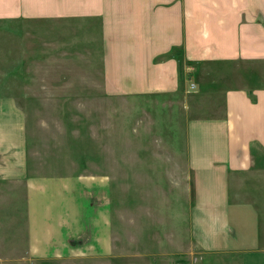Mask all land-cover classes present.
Instances as JSON below:
<instances>
[{"label": "rangeland", "instance_id": "obj_1", "mask_svg": "<svg viewBox=\"0 0 264 264\" xmlns=\"http://www.w3.org/2000/svg\"><path fill=\"white\" fill-rule=\"evenodd\" d=\"M99 33L98 24L82 19L0 17V97H13L21 105L15 109L25 113L30 173L107 181L106 191L87 185L77 193L73 214L87 222L85 235L69 239L73 248L36 250L25 186L18 176L0 177V264H264V180L251 186L258 195L251 203L256 213L243 208L250 198L244 180L231 186L238 232L231 249H198L187 147L188 121L224 115L223 90H200L199 75L209 83L214 77L243 85L257 81L259 66L247 67L249 79L244 63H209L198 76L192 71L178 92L109 95L94 65H100ZM6 109L0 106V117ZM44 188L49 199H43L37 221L38 239L45 243L51 237L42 233L45 222L59 211L43 209L57 190ZM91 219L107 223V252L93 247L99 244L88 234L95 228ZM52 237L61 241L60 235Z\"/></svg>", "mask_w": 264, "mask_h": 264}, {"label": "crops", "instance_id": "obj_2", "mask_svg": "<svg viewBox=\"0 0 264 264\" xmlns=\"http://www.w3.org/2000/svg\"><path fill=\"white\" fill-rule=\"evenodd\" d=\"M32 16L82 19L90 26H100V65H94L109 95L178 92L185 88L192 71L198 76L209 63L222 67L244 63L242 73L249 79L252 72L247 67L259 66L254 72L257 81L243 85L233 86L230 79L217 82L214 77L209 83L199 75L200 90L217 86L223 90L224 115L187 122L197 247L202 252L229 251L238 234L231 186L236 179L244 180L250 205L243 208L256 213L251 203L258 195L251 186L264 180V0H0V17ZM0 106L8 109L0 117V162L4 165L0 177L18 176L25 186L32 248H73L69 239L85 235L83 224L87 222L73 214L79 207L77 193L87 185H97L100 190L103 185L106 191V179L93 182L78 175H32L25 113L15 109L21 105L11 96L0 97ZM49 185L57 188L56 197L43 209L59 214L45 222L42 233L51 237L44 243L38 239L37 220L43 199H49L44 197V187ZM261 200L264 204V196ZM91 221L97 228L88 234L99 244L93 247L108 251L106 221ZM76 224L83 228L76 230ZM56 235L61 241L52 237Z\"/></svg>", "mask_w": 264, "mask_h": 264}, {"label": "trees", "instance_id": "obj_3", "mask_svg": "<svg viewBox=\"0 0 264 264\" xmlns=\"http://www.w3.org/2000/svg\"><path fill=\"white\" fill-rule=\"evenodd\" d=\"M181 74H182V70H181Z\"/></svg>", "mask_w": 264, "mask_h": 264}]
</instances>
